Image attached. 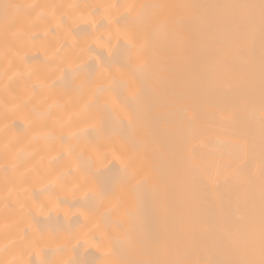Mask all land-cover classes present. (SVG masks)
Wrapping results in <instances>:
<instances>
[{
    "label": "bare ground",
    "instance_id": "1",
    "mask_svg": "<svg viewBox=\"0 0 264 264\" xmlns=\"http://www.w3.org/2000/svg\"><path fill=\"white\" fill-rule=\"evenodd\" d=\"M0 264H264V0H0Z\"/></svg>",
    "mask_w": 264,
    "mask_h": 264
}]
</instances>
